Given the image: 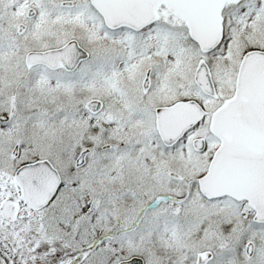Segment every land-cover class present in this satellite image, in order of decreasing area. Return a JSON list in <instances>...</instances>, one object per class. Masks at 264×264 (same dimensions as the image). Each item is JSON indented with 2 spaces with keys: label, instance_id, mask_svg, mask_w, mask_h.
Returning a JSON list of instances; mask_svg holds the SVG:
<instances>
[{
  "label": "snow or ice",
  "instance_id": "obj_1",
  "mask_svg": "<svg viewBox=\"0 0 264 264\" xmlns=\"http://www.w3.org/2000/svg\"><path fill=\"white\" fill-rule=\"evenodd\" d=\"M0 264H264V0H0Z\"/></svg>",
  "mask_w": 264,
  "mask_h": 264
}]
</instances>
